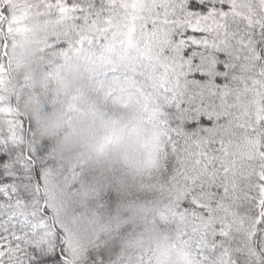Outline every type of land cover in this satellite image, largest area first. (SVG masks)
I'll return each mask as SVG.
<instances>
[{
    "label": "snow or ice",
    "instance_id": "snow-or-ice-1",
    "mask_svg": "<svg viewBox=\"0 0 264 264\" xmlns=\"http://www.w3.org/2000/svg\"><path fill=\"white\" fill-rule=\"evenodd\" d=\"M30 18L135 104L158 240L85 243L61 215L66 177L3 87ZM0 264H264V0H0Z\"/></svg>",
    "mask_w": 264,
    "mask_h": 264
},
{
    "label": "trees",
    "instance_id": "trees-1",
    "mask_svg": "<svg viewBox=\"0 0 264 264\" xmlns=\"http://www.w3.org/2000/svg\"><path fill=\"white\" fill-rule=\"evenodd\" d=\"M7 50L5 95L12 110L31 121L33 135L49 144L66 177L59 191L73 232L85 243L118 241L125 249L158 240L152 155L146 168L134 167L127 156L148 133L135 104L101 81L87 51H56L35 19L12 37ZM124 124L126 134L115 131V139L106 140L117 156L105 159L96 150L103 131L111 136Z\"/></svg>",
    "mask_w": 264,
    "mask_h": 264
},
{
    "label": "rangeland",
    "instance_id": "rangeland-1",
    "mask_svg": "<svg viewBox=\"0 0 264 264\" xmlns=\"http://www.w3.org/2000/svg\"><path fill=\"white\" fill-rule=\"evenodd\" d=\"M10 56H9V52L7 50V55L6 57H4V62L7 64L8 60H9ZM137 111V110H136ZM135 111V112H136ZM139 114V112H138ZM137 115V112H136ZM135 116V115H134ZM134 120V124H136V120ZM133 124V122H131L130 124H128L129 126ZM128 125H121L120 129L117 128V130H114V134H112L111 136H109V131L105 130L103 131V138L101 141H99L98 147L96 148V150H100L99 152L104 155L103 157L105 159H108L109 156H117V154L114 151H110V148H108L106 140L109 138L115 139V135H117V133H119V135H121V133L123 132L124 134H126V130L129 127ZM134 129H137L136 126ZM144 129L146 130V133L144 135V137L142 139H138V141L134 142L136 147L134 150H132L131 153H129L128 158L131 162L132 165H134V167L136 168H146L149 164H150V156L153 153V149H154V145H155V140L154 138L151 136L149 130L147 129L146 125H144ZM117 133H116V132ZM129 142V141H128ZM130 143V142H129ZM116 148H114L113 150H115ZM123 158H126L125 156ZM58 200H59V205H60V212L61 215L64 218V203H63V198L61 195V192L59 191L58 193Z\"/></svg>",
    "mask_w": 264,
    "mask_h": 264
}]
</instances>
